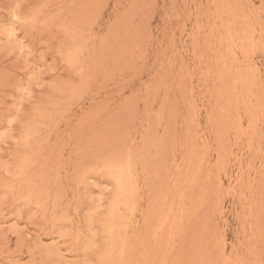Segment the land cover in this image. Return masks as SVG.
I'll return each instance as SVG.
<instances>
[{
  "label": "rangeland",
  "instance_id": "obj_1",
  "mask_svg": "<svg viewBox=\"0 0 264 264\" xmlns=\"http://www.w3.org/2000/svg\"><path fill=\"white\" fill-rule=\"evenodd\" d=\"M0 264H264V0H0Z\"/></svg>",
  "mask_w": 264,
  "mask_h": 264
}]
</instances>
